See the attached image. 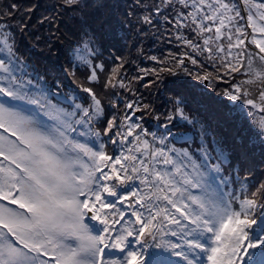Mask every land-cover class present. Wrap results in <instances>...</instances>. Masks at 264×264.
I'll use <instances>...</instances> for the list:
<instances>
[{
    "label": "snow or ice",
    "instance_id": "1",
    "mask_svg": "<svg viewBox=\"0 0 264 264\" xmlns=\"http://www.w3.org/2000/svg\"><path fill=\"white\" fill-rule=\"evenodd\" d=\"M0 264H264V0H0Z\"/></svg>",
    "mask_w": 264,
    "mask_h": 264
},
{
    "label": "trees",
    "instance_id": "2",
    "mask_svg": "<svg viewBox=\"0 0 264 264\" xmlns=\"http://www.w3.org/2000/svg\"><path fill=\"white\" fill-rule=\"evenodd\" d=\"M150 44H151V43H150ZM37 54H38V55H41L39 52H38ZM156 54H157V53H156ZM164 54L166 55L167 53L165 52ZM42 56H43L44 62H49L48 54H47V53H43ZM141 60L143 61V64H144L145 66H150L149 62H148L147 59L144 58V57H141V59L138 60L137 63H140ZM140 91H141V92H144V93L147 95L146 90H145L143 87L140 88ZM217 132H218V134H219V138H222L223 141L225 142L224 144H222V147H223L225 150H227V145H228L229 143H233V142H234V133H233V131H232L230 128H227V127H220V128L217 129ZM230 161H231L233 164L235 163L234 158H231V157H230Z\"/></svg>",
    "mask_w": 264,
    "mask_h": 264
},
{
    "label": "rangeland",
    "instance_id": "3",
    "mask_svg": "<svg viewBox=\"0 0 264 264\" xmlns=\"http://www.w3.org/2000/svg\"><path fill=\"white\" fill-rule=\"evenodd\" d=\"M151 43V44H150ZM164 46L159 44V43H153L151 41H148L145 45V50L146 52L151 55V54H160L158 49L163 48ZM167 47H174V45H168Z\"/></svg>",
    "mask_w": 264,
    "mask_h": 264
}]
</instances>
